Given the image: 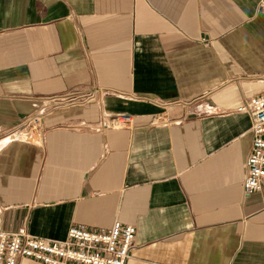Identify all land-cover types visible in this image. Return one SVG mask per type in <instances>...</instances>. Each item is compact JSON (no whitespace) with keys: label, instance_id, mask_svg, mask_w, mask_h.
<instances>
[{"label":"crops","instance_id":"1","mask_svg":"<svg viewBox=\"0 0 264 264\" xmlns=\"http://www.w3.org/2000/svg\"><path fill=\"white\" fill-rule=\"evenodd\" d=\"M91 87L108 92L42 99ZM263 92L258 0H0V129L48 109L40 142L0 148V230L65 239L120 220L136 227L124 264H264L237 111ZM122 114L133 128L108 125Z\"/></svg>","mask_w":264,"mask_h":264},{"label":"built area","instance_id":"2","mask_svg":"<svg viewBox=\"0 0 264 264\" xmlns=\"http://www.w3.org/2000/svg\"><path fill=\"white\" fill-rule=\"evenodd\" d=\"M264 11V0H258ZM108 91L98 87L69 90L53 97L42 98L52 106H75L99 100ZM29 114L21 123L0 129V148L14 140L38 143L45 131V113ZM237 111L252 117V141L246 157V177L243 185L247 192L261 190L264 185V92L245 99ZM168 115L162 113L154 123L165 122ZM108 125L131 129L133 116L122 114L111 117ZM136 227L115 220L108 228L92 229L84 224L70 226L65 239H50L33 235L26 227L15 231L0 230V264H18L22 258H30L43 264H124L135 245Z\"/></svg>","mask_w":264,"mask_h":264}]
</instances>
